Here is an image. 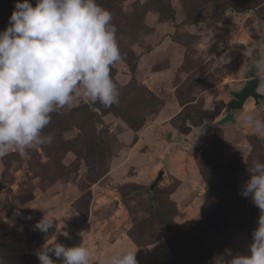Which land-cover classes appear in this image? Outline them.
<instances>
[{
    "label": "rangeland",
    "instance_id": "374dc122",
    "mask_svg": "<svg viewBox=\"0 0 264 264\" xmlns=\"http://www.w3.org/2000/svg\"><path fill=\"white\" fill-rule=\"evenodd\" d=\"M16 2L0 0V31ZM97 3L117 28L122 60L110 74L119 103L78 97L51 114L42 133L53 135L50 145L0 157V264H40L36 252L55 241L89 247L90 264L122 247L137 250L138 264L250 254L260 210L240 192L252 160L264 161V133L240 115L264 119V98L220 119L247 79L259 77L264 94L255 67L264 0ZM49 214L54 228L36 229Z\"/></svg>",
    "mask_w": 264,
    "mask_h": 264
},
{
    "label": "clouds",
    "instance_id": "9594fccd",
    "mask_svg": "<svg viewBox=\"0 0 264 264\" xmlns=\"http://www.w3.org/2000/svg\"><path fill=\"white\" fill-rule=\"evenodd\" d=\"M112 13L97 0H17L9 25L0 31V157L11 149L24 154L50 145L53 135H43L51 114L72 107L78 97L105 107L119 103V90L111 67L122 60ZM254 50L248 49V55ZM264 73V57L255 63ZM240 120L264 133V119L251 109ZM249 165V164H248ZM249 178L240 194L260 210L252 231L250 254L232 255L225 264H264V161L252 160ZM56 225L44 215L35 228L48 232ZM137 250L119 248L106 264H138ZM40 264H90L92 251L80 244L57 241L36 252Z\"/></svg>",
    "mask_w": 264,
    "mask_h": 264
},
{
    "label": "water",
    "instance_id": "95a60500",
    "mask_svg": "<svg viewBox=\"0 0 264 264\" xmlns=\"http://www.w3.org/2000/svg\"><path fill=\"white\" fill-rule=\"evenodd\" d=\"M261 79L259 77L249 78L237 91H231V98L226 102L220 121L228 122L233 118V112L243 107L249 99H253L255 104L259 105V100L264 98V94L258 90Z\"/></svg>",
    "mask_w": 264,
    "mask_h": 264
},
{
    "label": "trees",
    "instance_id": "16d2710c",
    "mask_svg": "<svg viewBox=\"0 0 264 264\" xmlns=\"http://www.w3.org/2000/svg\"><path fill=\"white\" fill-rule=\"evenodd\" d=\"M150 189H152V186H149Z\"/></svg>",
    "mask_w": 264,
    "mask_h": 264
}]
</instances>
